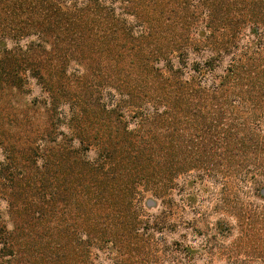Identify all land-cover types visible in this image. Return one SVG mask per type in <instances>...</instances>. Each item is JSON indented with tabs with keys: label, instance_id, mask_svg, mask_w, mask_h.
<instances>
[{
	"label": "rangeland",
	"instance_id": "1",
	"mask_svg": "<svg viewBox=\"0 0 264 264\" xmlns=\"http://www.w3.org/2000/svg\"><path fill=\"white\" fill-rule=\"evenodd\" d=\"M241 2L0 0V65L24 79L0 94V162L35 141L2 167L32 194L0 179V264H264V50Z\"/></svg>",
	"mask_w": 264,
	"mask_h": 264
},
{
	"label": "trees",
	"instance_id": "2",
	"mask_svg": "<svg viewBox=\"0 0 264 264\" xmlns=\"http://www.w3.org/2000/svg\"><path fill=\"white\" fill-rule=\"evenodd\" d=\"M155 5V3H153ZM240 21L242 25H245L249 23L250 31L253 33L254 38L256 39V49L259 51L264 50V0H242L240 3ZM161 12V11H160ZM248 26V25H247ZM231 69L230 75H234V67L235 65L232 63L230 66ZM7 67L3 68L2 65H0V94H2L4 91H14L18 90L20 86L22 85V77L19 75L17 68L6 70ZM33 72L31 69H26L27 75H30ZM40 78V77H39ZM43 82V81H42ZM178 84V82H177ZM175 85L177 88L178 85ZM44 89H48V86H42ZM68 118H71V115H68ZM0 125V130H2ZM39 143L36 144L37 147H40L43 145L44 140L39 137ZM35 143L34 140L29 139V137H25L23 141H14L13 149L14 152H16L15 159L11 157V155H5L4 160L0 162V179L6 180L10 186H7L6 189L9 190L12 186V190L10 192V195L12 198L14 197H20L22 195H30L32 194V189L28 188V182H25L26 175L23 174L22 171H15V172H4V169L2 168L6 164H25L27 162H33L32 157L29 155V153H32L34 150L33 144ZM28 153V154H27ZM58 163V161H56ZM60 167L59 164L56 165V169ZM68 167L72 168L75 167V159H71L70 162H68ZM43 168V166L41 167ZM101 167L98 166V169ZM43 172V171H42ZM36 175V173H35ZM21 183H24V186L21 185ZM42 185V179H38V185ZM0 187H3V184L0 183ZM45 189L43 187H39L38 194L40 195L41 192H44ZM46 195V194H45ZM14 251H10L9 256L14 257ZM25 263L27 264H35L33 259H25ZM37 263V262H36ZM4 264H11L10 261H6Z\"/></svg>",
	"mask_w": 264,
	"mask_h": 264
}]
</instances>
